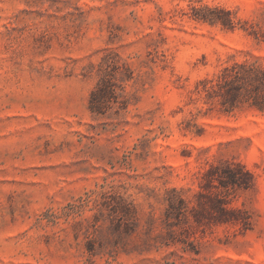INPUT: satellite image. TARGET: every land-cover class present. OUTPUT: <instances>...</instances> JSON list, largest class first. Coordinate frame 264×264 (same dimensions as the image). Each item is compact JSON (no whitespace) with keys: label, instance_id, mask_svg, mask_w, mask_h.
<instances>
[{"label":"rangeland","instance_id":"obj_1","mask_svg":"<svg viewBox=\"0 0 264 264\" xmlns=\"http://www.w3.org/2000/svg\"><path fill=\"white\" fill-rule=\"evenodd\" d=\"M206 6L235 27L197 20ZM256 59L264 0H0V264H264V111L225 113L200 85ZM112 61L126 108L97 115ZM226 160L256 178L232 202L254 228L195 225L198 254L166 245L167 191L193 199ZM130 203L126 224L114 208Z\"/></svg>","mask_w":264,"mask_h":264},{"label":"trees","instance_id":"obj_2","mask_svg":"<svg viewBox=\"0 0 264 264\" xmlns=\"http://www.w3.org/2000/svg\"><path fill=\"white\" fill-rule=\"evenodd\" d=\"M195 18L211 25H221L233 29L235 21L232 12L221 7L195 8ZM120 66L117 62H106L101 67L100 79L91 93L89 109L97 115H106L117 108H126L122 99L124 78H119ZM126 79L132 74L124 68ZM208 101L218 100L225 113H232L245 105L264 111V65L260 60L234 62L224 67L215 79L200 82ZM256 186V178L242 163L226 160L210 163L201 173L199 190L193 199L184 195V189L171 188L165 196L163 224L167 229V242L182 243L190 251L199 253L198 244L190 240V228L232 227L238 234H245L255 225L253 214L244 208L232 205L233 199L244 191ZM114 213L121 214V220L129 224L135 219L136 211L130 204H120Z\"/></svg>","mask_w":264,"mask_h":264}]
</instances>
